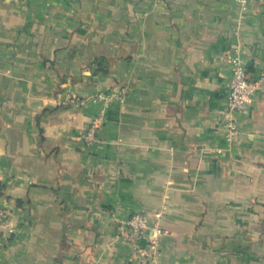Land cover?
Segmentation results:
<instances>
[{
    "label": "crops",
    "instance_id": "1",
    "mask_svg": "<svg viewBox=\"0 0 264 264\" xmlns=\"http://www.w3.org/2000/svg\"><path fill=\"white\" fill-rule=\"evenodd\" d=\"M262 74L264 0H0V264H140L163 208L160 264H264Z\"/></svg>",
    "mask_w": 264,
    "mask_h": 264
},
{
    "label": "built area",
    "instance_id": "2",
    "mask_svg": "<svg viewBox=\"0 0 264 264\" xmlns=\"http://www.w3.org/2000/svg\"><path fill=\"white\" fill-rule=\"evenodd\" d=\"M242 8L245 9L247 0H239ZM233 65V75L229 83V91L226 99V113L224 115L225 126L227 130L235 134L236 122L235 114L244 113L253 104L254 89L248 77V71L245 61L240 54H234L231 57ZM264 74L259 81H263ZM98 100L103 103V108L99 114L93 118L91 125L84 135L83 139L88 145L96 144L100 141L99 135L106 121L107 110L112 101L122 102L124 97L117 95L97 96ZM166 208L157 213V219L150 223L147 216L137 211L127 220L126 225L129 231V242L138 256L140 264H160V242L162 236L166 233L160 223ZM5 213L0 211V238L3 227L6 225ZM145 242L144 245H141Z\"/></svg>",
    "mask_w": 264,
    "mask_h": 264
},
{
    "label": "rangeland",
    "instance_id": "3",
    "mask_svg": "<svg viewBox=\"0 0 264 264\" xmlns=\"http://www.w3.org/2000/svg\"><path fill=\"white\" fill-rule=\"evenodd\" d=\"M100 94V93H99ZM99 94L97 96H99ZM103 95V94H102ZM118 96V95H117Z\"/></svg>",
    "mask_w": 264,
    "mask_h": 264
}]
</instances>
